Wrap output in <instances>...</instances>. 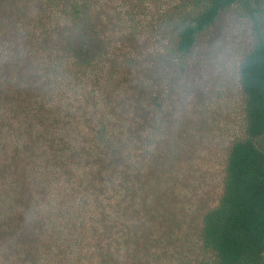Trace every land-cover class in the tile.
<instances>
[{"label":"trees","instance_id":"trees-1","mask_svg":"<svg viewBox=\"0 0 264 264\" xmlns=\"http://www.w3.org/2000/svg\"><path fill=\"white\" fill-rule=\"evenodd\" d=\"M237 5L254 31L241 132L198 240L214 264H264V0H194L154 23L145 0H0V264H122L164 102Z\"/></svg>","mask_w":264,"mask_h":264},{"label":"rangeland","instance_id":"rangeland-1","mask_svg":"<svg viewBox=\"0 0 264 264\" xmlns=\"http://www.w3.org/2000/svg\"><path fill=\"white\" fill-rule=\"evenodd\" d=\"M193 1L145 0V22ZM253 32L251 16L237 5L221 12L197 39L159 114L166 138L147 166L151 173L142 178L122 264H214L198 240L199 218L216 201L227 146L241 132L236 69Z\"/></svg>","mask_w":264,"mask_h":264}]
</instances>
